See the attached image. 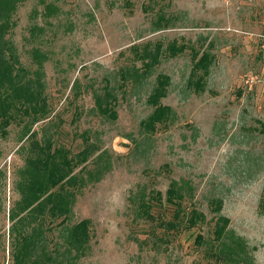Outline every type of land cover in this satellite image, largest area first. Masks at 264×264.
I'll return each instance as SVG.
<instances>
[{
    "label": "rangeland",
    "instance_id": "374dc122",
    "mask_svg": "<svg viewBox=\"0 0 264 264\" xmlns=\"http://www.w3.org/2000/svg\"><path fill=\"white\" fill-rule=\"evenodd\" d=\"M47 4L58 10L46 15ZM161 15L171 24L155 30ZM13 17L10 38L23 65L37 67L34 48L48 56L52 113L33 130L40 138L54 135L73 154L86 137L96 145L86 163L94 175L83 172L88 180L77 190L69 219L70 225L92 221L89 250L79 264H215L208 256L213 197L223 199L221 213L246 241L253 264H264V0H26ZM173 40L189 46L176 57L162 56L147 80L117 88L116 120L101 115L95 94L107 79L119 85V70L136 61L132 45L165 47ZM190 45L215 55L201 91L188 85ZM159 73L172 78L162 102L174 117L144 135L140 122L153 110L147 98ZM28 121L19 116L0 137V233H6L0 264L13 262L8 217L20 198L15 188L31 142L21 139ZM174 180L190 187L185 205L203 211L207 222L191 230L166 223L173 219L165 198ZM157 191L161 202L154 199ZM146 203L151 217L143 215ZM198 234L207 243L198 245Z\"/></svg>",
    "mask_w": 264,
    "mask_h": 264
},
{
    "label": "trees",
    "instance_id": "16d2710c",
    "mask_svg": "<svg viewBox=\"0 0 264 264\" xmlns=\"http://www.w3.org/2000/svg\"><path fill=\"white\" fill-rule=\"evenodd\" d=\"M26 0H0V137H7L9 127L19 116L27 117L22 141L30 140L25 163L19 169L16 190L20 198L9 209V220L12 222L8 235L12 245L11 264H79L87 255L91 241V223L89 218L70 225L77 190L87 182L83 172L87 162L96 150V145L89 137L85 138V147L77 153L59 144L54 135L44 134L41 138L33 126L51 116L49 99L46 94L45 61L47 54L40 48L31 52L35 69L23 65L10 32L16 22L14 15L20 3ZM44 1V0H42ZM57 7L47 4L46 15H52ZM171 19L166 15L158 16L154 22L155 30L168 28ZM44 31L43 27H36ZM188 44L177 40L169 42L165 47L159 42L146 45L141 49L132 45L135 60L142 65L131 66L119 70L120 83L116 87L106 80L102 92L95 94V106L98 112L112 120L118 118L117 88L122 89L130 80L136 84L147 80L160 63L162 56L176 57L183 53ZM193 66L188 85L196 91L205 89L215 55L209 50H201L190 45ZM172 78L166 73L156 77L147 102L153 107L152 112L140 122V130L144 135L154 134L159 126L167 125L173 120L174 110L165 105L162 99L168 95ZM24 119V118H23ZM28 123H30L28 125ZM25 143V142H24ZM25 147V148H23ZM20 148L26 150V145ZM80 170L77 172V169ZM3 171L0 170V176ZM88 175L94 173L88 170ZM190 194V187L176 180L170 183L166 191V202L173 206V219L166 223L172 229L191 230L207 222L206 214L195 206L185 205ZM154 199L162 201V192L157 191ZM223 199L213 197L210 207L215 212V223L212 227V241L208 256L215 264H253V257L248 251L246 241L232 233L230 218L221 213ZM143 215L151 217L149 204L141 205ZM3 206L0 200V212ZM264 213V193L261 201ZM60 220V222H57ZM57 230L59 231L57 233ZM6 233H0L1 251L6 249ZM195 242L198 245L207 243L203 234H198Z\"/></svg>",
    "mask_w": 264,
    "mask_h": 264
}]
</instances>
